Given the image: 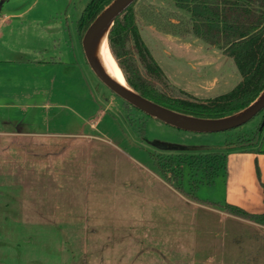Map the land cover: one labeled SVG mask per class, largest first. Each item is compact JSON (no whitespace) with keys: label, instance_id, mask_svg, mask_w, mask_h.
<instances>
[{"label":"rangeland","instance_id":"1","mask_svg":"<svg viewBox=\"0 0 264 264\" xmlns=\"http://www.w3.org/2000/svg\"><path fill=\"white\" fill-rule=\"evenodd\" d=\"M89 1L0 0V16H7L0 22V104L7 103L0 112L10 129L53 134L22 140L27 148L35 143L42 150L25 157L28 166L42 161L37 178L42 219L22 218L15 199L22 189H0V264H244L246 235L260 226L179 192L151 153L208 152L230 142L228 152H240L238 144L250 137L254 146L264 147V129L257 134L264 110L232 129L195 132L126 105L85 59L77 20ZM135 12L141 35L167 76L166 83L153 79L156 89L206 98L241 80L220 48L162 27L159 18L187 20L172 0H138ZM10 164L17 162L11 158ZM185 170L188 189L191 176ZM13 175L7 177L18 174ZM226 178L219 173L213 182L199 183L196 195L226 203Z\"/></svg>","mask_w":264,"mask_h":264},{"label":"trees","instance_id":"2","mask_svg":"<svg viewBox=\"0 0 264 264\" xmlns=\"http://www.w3.org/2000/svg\"><path fill=\"white\" fill-rule=\"evenodd\" d=\"M110 1L90 0L87 3L77 20L81 40L88 26ZM137 1L116 18L109 33V46L128 83L142 95L188 114L221 117L246 107L263 90L264 0H172L176 8L188 15L187 20L172 21L159 18V23H164L162 27L169 32L182 35L190 33L201 37L232 58L241 74V80L228 92L206 98H198L188 92L187 97H175L155 88L153 79L166 83L167 76L141 35L135 12ZM135 58L144 68L146 76L140 75ZM124 103L137 109L127 101ZM132 124L137 125L136 122ZM263 129L264 124H261L257 134ZM140 135L145 137L144 127L140 130ZM254 138H243L241 144H238L240 149L254 148ZM232 143L225 149L217 148L193 154L154 152L151 153V158L161 175L182 194L196 201L219 205L230 214L264 224V212H250L229 202L220 204L203 201L195 193L199 183H211L220 172L226 173L228 151L233 147ZM185 167H188V174L191 176L188 189L184 184Z\"/></svg>","mask_w":264,"mask_h":264},{"label":"crops","instance_id":"3","mask_svg":"<svg viewBox=\"0 0 264 264\" xmlns=\"http://www.w3.org/2000/svg\"><path fill=\"white\" fill-rule=\"evenodd\" d=\"M6 17V15L0 16V22L4 21ZM6 104V102L0 104V109ZM13 119L16 118L12 117V120ZM8 121L9 120L3 118V114L0 112V189L2 187H17L18 189H22L19 195L15 197L21 206L22 218L28 222H39V219H42L40 218L42 214L40 210L42 209L38 208L37 205V189L39 188V185H37V178H41L39 172H41L42 161L33 160L28 166L25 162V157L27 156V152H31V156L35 157L38 154L37 151L41 152L42 150H37V148H35L37 144L35 143L29 145L30 147L27 148L28 145L22 142V140L26 137L48 136L50 133L45 135L46 133L35 130L10 129L8 128ZM51 135L53 134H50V136ZM13 141H18L19 143L18 145L13 144L14 148H12L13 145H11V143H14ZM28 149L30 150L28 151ZM11 158H13L17 164L11 165ZM37 163L40 168L37 167ZM13 174L18 175L14 179L7 177L8 175L14 176ZM223 174L227 177V202L236 204L250 212H264V147L255 146L249 150L229 152L227 170L226 173ZM38 181L41 183V179H38ZM27 190L29 194H32V198H30L31 196L27 197ZM33 190L34 195L32 193ZM39 202L41 201L39 200ZM225 214L229 218L231 217L232 219L262 227L256 228L258 231L257 233L255 230L253 233L250 230V234L246 235L248 241L244 244L248 243V257L244 261V264H264V224L243 217L241 218L228 212ZM252 250L254 252H252ZM251 255H253L252 258ZM137 260L138 257L136 258V261ZM217 264L219 263L217 262Z\"/></svg>","mask_w":264,"mask_h":264},{"label":"water","instance_id":"4","mask_svg":"<svg viewBox=\"0 0 264 264\" xmlns=\"http://www.w3.org/2000/svg\"><path fill=\"white\" fill-rule=\"evenodd\" d=\"M136 0H111L91 22L82 37L87 62L97 77L114 93L143 113L171 126L195 131L218 132L241 126L264 109V88L259 95L241 110L221 117H201L181 112L142 95L127 81L122 83L106 73L99 65L97 47L103 37L109 45V33L116 20ZM258 140L256 138L255 142Z\"/></svg>","mask_w":264,"mask_h":264},{"label":"bare ground","instance_id":"5","mask_svg":"<svg viewBox=\"0 0 264 264\" xmlns=\"http://www.w3.org/2000/svg\"><path fill=\"white\" fill-rule=\"evenodd\" d=\"M97 58L100 67L113 78L125 83V77L121 68L117 64L115 57L112 55L106 37L100 41L97 47Z\"/></svg>","mask_w":264,"mask_h":264},{"label":"flooded vegetation","instance_id":"6","mask_svg":"<svg viewBox=\"0 0 264 264\" xmlns=\"http://www.w3.org/2000/svg\"><path fill=\"white\" fill-rule=\"evenodd\" d=\"M83 48V47H82ZM85 59H86V57H85ZM86 61H87V59H86ZM88 63V62H87Z\"/></svg>","mask_w":264,"mask_h":264}]
</instances>
